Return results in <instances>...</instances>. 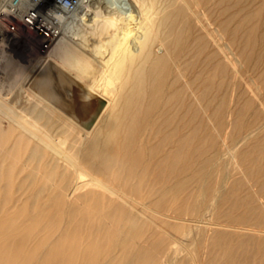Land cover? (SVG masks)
Masks as SVG:
<instances>
[{
  "label": "bare ground",
  "instance_id": "1",
  "mask_svg": "<svg viewBox=\"0 0 264 264\" xmlns=\"http://www.w3.org/2000/svg\"><path fill=\"white\" fill-rule=\"evenodd\" d=\"M34 66L0 84V264H264V0H83Z\"/></svg>",
  "mask_w": 264,
  "mask_h": 264
},
{
  "label": "built area",
  "instance_id": "2",
  "mask_svg": "<svg viewBox=\"0 0 264 264\" xmlns=\"http://www.w3.org/2000/svg\"><path fill=\"white\" fill-rule=\"evenodd\" d=\"M83 0H7L0 9V45L11 44L19 33L39 44L46 58L63 38L64 28L82 6ZM23 36V35H22Z\"/></svg>",
  "mask_w": 264,
  "mask_h": 264
},
{
  "label": "rangeland",
  "instance_id": "3",
  "mask_svg": "<svg viewBox=\"0 0 264 264\" xmlns=\"http://www.w3.org/2000/svg\"><path fill=\"white\" fill-rule=\"evenodd\" d=\"M82 25L83 24H78V26L76 27L80 32H84V28L82 27ZM22 35L23 40L21 42L17 43L16 40H13L11 41V44L6 43L5 47L2 48L5 54L8 55L7 58H9L10 61L13 60V63L9 61L8 65L6 62H4V60H2L1 63L0 58V84H6L8 86L9 84L13 83L14 80H16L15 77L18 78L19 76H21L22 78H25V73H27V75L32 74L35 71L34 65H37L38 61L41 60V57L39 56V44L37 43V41L32 39L28 34ZM2 64L5 67H3ZM23 74L25 77L23 76ZM8 89L9 87H7L5 90Z\"/></svg>",
  "mask_w": 264,
  "mask_h": 264
},
{
  "label": "water",
  "instance_id": "4",
  "mask_svg": "<svg viewBox=\"0 0 264 264\" xmlns=\"http://www.w3.org/2000/svg\"><path fill=\"white\" fill-rule=\"evenodd\" d=\"M99 109L96 107L95 109H86L82 110L81 112L77 113V118L79 122L86 128H90L96 118L99 115Z\"/></svg>",
  "mask_w": 264,
  "mask_h": 264
}]
</instances>
